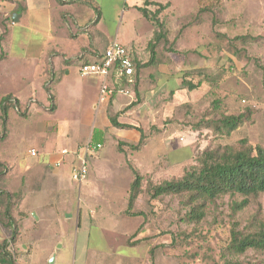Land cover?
<instances>
[{"label": "crops", "instance_id": "crops-1", "mask_svg": "<svg viewBox=\"0 0 264 264\" xmlns=\"http://www.w3.org/2000/svg\"><path fill=\"white\" fill-rule=\"evenodd\" d=\"M125 3L132 22L131 32L128 28L123 30L120 22L111 33L97 0H0V117L4 97L10 95L20 102V108L9 110L5 124L0 118V161L7 164L10 171L1 182L7 190L19 191L24 176L33 171L38 172L36 180L43 181L40 172L50 164L49 178L58 183L54 189L34 187L24 194L25 214L21 223L25 228L38 227L37 230L43 231L41 242V236L35 232L32 249L35 261L47 260L51 264L54 259L52 264H69L73 247L75 261L72 264H123L126 259L147 261L143 248L126 243L128 236L144 223V218L128 212L129 192L122 195L115 189L118 181L129 180L130 176H123L126 171L123 172V167L115 160L101 159L97 155L102 156L108 149V140L114 137L125 143L123 147L140 141L142 135L138 128L145 132L138 123L142 120L134 113L132 118L128 117L134 111L130 105L136 98L144 104L158 102L163 86L169 85L171 79L178 84L182 82L181 73L208 65H187L185 61L179 65L157 64L156 61L149 64V57L139 65L138 74L136 70L137 89L133 96L115 93L104 101L100 100L99 77H88L73 85L68 79L72 73L75 70L79 73L82 64L96 61L112 40L129 47L138 62L148 57L143 49L145 42L154 37L155 26L140 8L151 10V7L143 0H126ZM164 14L163 8L159 13L161 20ZM144 20L151 23L149 31L136 26L141 22L149 24ZM172 69L177 73L173 78ZM48 85L55 88L57 106L54 111L48 108ZM63 85H66L64 93ZM62 93L70 99V116L78 119L68 127H61L59 121L50 119V115H56L62 108ZM111 114H118V121L127 126H114ZM97 134L100 137L95 142ZM29 138L32 140L27 145ZM33 139L39 143H33ZM81 143L102 146L91 153L95 157L88 160L90 174L77 186L69 174L74 155H64L62 150H71ZM32 149L38 151L37 155H31ZM96 181L111 185L105 191L96 190ZM61 241L60 247L68 245L63 251L58 247ZM29 244L25 242L22 246L28 249Z\"/></svg>", "mask_w": 264, "mask_h": 264}, {"label": "rangeland", "instance_id": "rangeland-1", "mask_svg": "<svg viewBox=\"0 0 264 264\" xmlns=\"http://www.w3.org/2000/svg\"><path fill=\"white\" fill-rule=\"evenodd\" d=\"M125 1L97 0L101 3L102 15L111 33L115 32L120 22L123 30L128 28L131 32L132 22ZM145 1L152 13L160 5L164 6L163 20L169 30L168 43L156 48L155 63L179 65L185 61L187 65H208L191 71H202L201 74L194 73L196 82L204 79L203 73L208 75L209 80L190 90L182 82L176 84L173 77L177 73L172 69L173 79L169 85L163 86L164 92L158 102L155 100L144 104L140 98H136L130 105L134 111L128 117L132 118L134 113L135 117L139 116L143 121L138 120V123L145 130L147 146L139 150L123 147L125 143L114 137L108 140V149L102 156L97 155L101 159L115 160L116 164L123 167V172L126 171L124 177L129 174V180L124 178L118 181V188L115 189L119 194L130 192L135 178L134 168L143 174L141 197L133 209L138 208L137 212L144 213L140 215L144 223L128 236L126 243L130 247L143 248L147 261L126 259L123 264H264V250L250 248L239 253L232 246L234 230L247 234L256 230V220H264V194L252 197L245 208L236 212L233 204L244 197L227 195L211 204L206 216L197 222L188 220L190 204L186 194L151 197L154 186L166 180L180 179L209 148L226 145L239 147L244 139L249 145L264 146V0ZM200 9H203L201 13ZM148 25L151 23L145 25L141 22L136 26L142 31H149ZM148 44L145 42L143 49L148 57L139 60L140 63L149 57L151 59ZM185 74L181 73L182 79ZM68 79L77 85V82L87 78L75 70ZM61 89L64 93L66 85ZM63 93L62 108L56 115H50V119L59 121L61 127H68L69 123L78 119L70 116V99ZM246 111L249 113L248 119L230 135L216 133L213 124L207 123L222 115ZM25 113L28 116V108ZM81 127L84 129V125ZM192 132L196 134L190 135ZM183 135H189L185 141L181 140ZM99 137L97 134L95 142ZM31 140H27V145ZM32 142L39 143L35 139ZM85 145L81 143L71 151H80ZM92 157H95L94 154L89 155L88 160ZM73 164L69 168L70 175ZM50 170V164L43 167L41 182L36 180L38 172L26 174L19 187L23 197L21 200L15 198L13 209L17 220L16 241L9 243L7 248L15 264H48L47 260L35 261L32 256L35 232L38 231L41 242L43 231L37 230L38 227L25 228L21 220L25 214L22 201L28 190L34 187L44 190L57 187V181L49 178ZM1 181L0 191H4L6 188ZM73 182L78 186L79 182ZM110 185L96 181L94 188L105 191ZM3 211L4 205L0 203V242L9 241L12 236V228L7 226ZM32 240L33 243H30ZM25 242L31 245L28 249L22 246ZM67 247L66 244L60 250ZM74 254L73 247L69 253V264L75 261Z\"/></svg>", "mask_w": 264, "mask_h": 264}, {"label": "trees", "instance_id": "trees-1", "mask_svg": "<svg viewBox=\"0 0 264 264\" xmlns=\"http://www.w3.org/2000/svg\"><path fill=\"white\" fill-rule=\"evenodd\" d=\"M164 7H160L153 13L147 8H140L144 16L149 19L155 26V34L153 39L149 41L151 50L150 63L155 61L156 48L169 41V30L163 20L160 19L159 13ZM203 9H200V13ZM198 17V16H197ZM199 20V19H198ZM138 74L140 62L134 60ZM201 74L202 71H195ZM191 71L190 75L184 76L182 79L183 86L190 90H194L209 80L208 75L203 73L198 82L195 81V73ZM201 77V76H200ZM137 89V83H135ZM49 93L50 111L56 109L55 88L52 85L46 86ZM134 104V103H133ZM1 120L3 124L8 121L9 110L11 108H20V102L13 100L12 96L3 98ZM247 112V111H246ZM118 114L110 115L111 122L114 126L126 127V124L120 123L117 118ZM249 113L222 115L208 121L214 126L216 133L230 135L234 130L238 129L247 119ZM209 120V119H208ZM141 131V139L137 144H130V147L139 150L145 146V132ZM135 178L131 183L128 212L133 215H143V212H133L135 204H137L142 193L143 174L133 169ZM8 173V166L0 161V181ZM164 194H186L189 198L190 211L187 213L188 220L200 221L208 212L209 206L217 200L229 195L242 196V201H235L233 210L239 211L245 208L252 197H258L264 194V146L249 145L246 139L241 141L239 147L226 145L224 147L207 149L200 158H197V164L192 165L185 174L177 180H166L153 188L152 198H157ZM23 195L20 191L1 190L0 203L4 205L3 216L5 217L7 226L12 228V236L9 241L0 242V262L2 264H15L13 255L7 250L9 243L16 241L17 228L16 217L14 215V201L21 200ZM256 230L247 234L233 231L232 246L239 253H244L250 248L264 250V220L255 221ZM155 262L157 260L155 259Z\"/></svg>", "mask_w": 264, "mask_h": 264}, {"label": "built area", "instance_id": "built-area-1", "mask_svg": "<svg viewBox=\"0 0 264 264\" xmlns=\"http://www.w3.org/2000/svg\"><path fill=\"white\" fill-rule=\"evenodd\" d=\"M79 73L83 77H99L101 80L100 100L104 101L115 93L126 96L134 95L136 83V64L131 50L118 40H112L105 52L96 60L84 63L79 68ZM191 133L190 135H195ZM186 136H181L185 141ZM101 144L93 145L87 143L80 151H71L67 148L62 150L64 155L73 154L77 160L73 164L71 177L76 182H83L89 174V155L96 149L101 148ZM31 155H37L38 151L32 149Z\"/></svg>", "mask_w": 264, "mask_h": 264}, {"label": "water", "instance_id": "water-1", "mask_svg": "<svg viewBox=\"0 0 264 264\" xmlns=\"http://www.w3.org/2000/svg\"><path fill=\"white\" fill-rule=\"evenodd\" d=\"M50 263H51V264L54 263V259H52V260L50 261Z\"/></svg>", "mask_w": 264, "mask_h": 264}]
</instances>
